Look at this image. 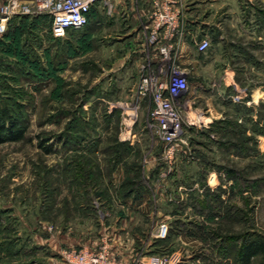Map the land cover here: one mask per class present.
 Instances as JSON below:
<instances>
[{
    "label": "rangeland",
    "instance_id": "rangeland-1",
    "mask_svg": "<svg viewBox=\"0 0 264 264\" xmlns=\"http://www.w3.org/2000/svg\"><path fill=\"white\" fill-rule=\"evenodd\" d=\"M184 1L203 22L196 41H208L203 52L192 44L194 66L179 64L175 45L169 64L152 59L126 29L118 41L89 26L55 38L46 15L8 20L0 106L27 132L0 144V264H69L85 250L123 264L164 252L235 264L240 244L264 241V0ZM172 64L187 73L179 110L192 123L166 144L136 89ZM206 103L219 115L203 125Z\"/></svg>",
    "mask_w": 264,
    "mask_h": 264
},
{
    "label": "built area",
    "instance_id": "built-area-1",
    "mask_svg": "<svg viewBox=\"0 0 264 264\" xmlns=\"http://www.w3.org/2000/svg\"><path fill=\"white\" fill-rule=\"evenodd\" d=\"M97 0H8L0 5V38L6 31L8 20L12 15L30 16L46 15L49 18V30L53 37H64L68 31L80 30L89 23V12ZM181 10L177 0H161L152 4L149 14L147 44L157 53L161 62L169 64L174 57L171 54L173 36L181 31ZM208 41L201 39L196 43L198 51L203 52ZM176 50V49H175ZM156 57V58H157ZM157 75H143L137 85V97H149L152 102L150 124L154 125L164 143L170 144L182 131L183 121L180 113L181 99L186 102L189 89L187 73L179 65H168L167 70L159 65ZM172 152V146L168 148ZM167 224L161 222L156 229L157 238H165ZM178 254H153L148 264H177ZM69 264H123L111 261L102 252L96 250L72 251L68 254Z\"/></svg>",
    "mask_w": 264,
    "mask_h": 264
},
{
    "label": "crops",
    "instance_id": "crops-1",
    "mask_svg": "<svg viewBox=\"0 0 264 264\" xmlns=\"http://www.w3.org/2000/svg\"><path fill=\"white\" fill-rule=\"evenodd\" d=\"M155 1L161 0H97L90 10L91 15L88 23L90 31L92 33L96 28L108 29L110 32L107 33V36L117 41L123 39V36L126 37L130 35L127 38L128 42L137 44L141 47V51L145 52L150 23L149 14L152 9V4ZM177 5L181 10V31L173 36L172 42L176 46L179 64L182 66L192 64L194 66L196 60L194 59L192 44L194 45L197 43L196 37L199 31L198 29L202 27L203 22L199 21L198 18H187L191 11L184 0H177ZM124 29L128 30V35L126 33L121 34L122 32L119 33V31ZM111 30L118 31L112 33ZM156 57L157 53L154 51L152 59ZM205 111L208 112V115L210 112V115L206 117L201 116L199 118L200 122H203V125H206L210 118H215L219 115L210 103H206ZM128 211L129 213L134 212L132 209H128ZM117 250L118 254L124 260L126 259L125 261H127L128 258H132V252H130L131 250H128L127 247H119ZM140 261L141 264H148V262L144 263L142 260Z\"/></svg>",
    "mask_w": 264,
    "mask_h": 264
},
{
    "label": "trees",
    "instance_id": "trees-1",
    "mask_svg": "<svg viewBox=\"0 0 264 264\" xmlns=\"http://www.w3.org/2000/svg\"><path fill=\"white\" fill-rule=\"evenodd\" d=\"M92 9V8H91ZM90 9V10H91ZM91 13L89 12V20ZM88 24L85 26L87 27ZM83 27V28H85ZM82 28V29H83ZM20 113V112H18ZM27 132V121L20 114H15L8 104L0 106V144L5 142H17L25 139ZM42 141H40V145ZM49 153L50 146H41ZM128 182L127 179L124 181ZM123 183V184H125ZM157 241H162L157 239ZM165 253V252H164ZM162 254V253H160ZM261 256L258 264H264V241L250 240L240 244L235 252L233 260L235 264H253V259Z\"/></svg>",
    "mask_w": 264,
    "mask_h": 264
}]
</instances>
